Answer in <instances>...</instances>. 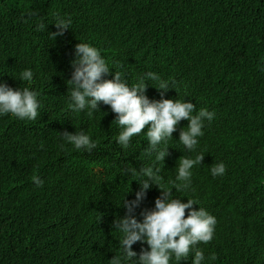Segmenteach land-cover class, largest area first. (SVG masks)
Returning a JSON list of instances; mask_svg holds the SVG:
<instances>
[{"label":"clouds","instance_id":"1","mask_svg":"<svg viewBox=\"0 0 264 264\" xmlns=\"http://www.w3.org/2000/svg\"><path fill=\"white\" fill-rule=\"evenodd\" d=\"M27 2H41L40 12L26 17L47 19L56 44L81 11L70 10L71 0ZM214 2L98 4L94 16L111 33L126 41L144 35L126 57L96 33L66 43L59 78L65 93L50 78L41 82L54 66L42 55L45 45L37 44L23 66L0 70V135L18 149L12 156L33 151L63 166L71 151L85 156L83 164L78 157L70 180V203L57 200L55 226L63 236L73 227L92 230L103 223L117 251L110 264H264V138L256 136L264 135V15L236 11L209 32L198 15ZM117 6L124 12H114ZM45 89L56 96L53 101ZM53 105L65 119L48 113ZM53 137L61 143L58 152L47 148ZM174 137L176 150L169 145ZM110 147L133 149L132 163L119 167L121 155L115 151L110 158ZM15 163L23 165L21 172L0 162L7 199H14L13 186L25 190V179L44 187L38 171L25 170L22 159ZM111 169L115 180L124 178L111 180L112 188L105 179ZM163 171L173 176L162 179ZM191 185L211 192L216 204L192 207L191 195L185 196ZM103 197L112 207L106 216L97 214ZM17 255L18 264H27L25 253Z\"/></svg>","mask_w":264,"mask_h":264},{"label":"trees","instance_id":"2","mask_svg":"<svg viewBox=\"0 0 264 264\" xmlns=\"http://www.w3.org/2000/svg\"><path fill=\"white\" fill-rule=\"evenodd\" d=\"M124 1L130 0H71L70 10L81 9V11L78 12L67 36L61 40L57 39L56 44L54 38L49 34L50 24L47 19L26 17L32 13L40 12L41 2L37 7H30L27 0H0V70H5L7 64H16L21 67L27 61L30 62L34 56L36 45L42 44L46 46V49L44 47L41 49L42 55L48 57V63L54 66L52 70L47 67L49 70L48 78H42L41 82L45 84L46 80L50 78L51 85H60L59 78L64 63L60 50L69 41L75 38H86L91 33L102 35L103 40L114 41V47L111 50L116 55L124 57L131 55L130 53H133L140 44V37L144 33L133 35L135 40H122L101 25L100 20L94 16V7L96 8L98 4L113 5L115 2ZM242 10L251 15H264V0H215L214 3L200 11L198 15L201 19L200 25L212 32L217 25H220L221 21L224 22L232 13ZM52 17L54 19L59 17L56 10L52 13ZM38 23H43L44 28L37 30L36 25ZM27 35L30 37L25 39L24 37ZM144 47L147 49L148 41H145ZM156 48L159 51L158 43H156ZM45 90L49 99L53 101L56 96L50 90ZM60 90L62 93L66 92L65 87L61 85ZM47 111L55 119H65L63 117L65 114L60 106L53 105ZM88 127L89 134L93 136L95 134L93 125L89 123ZM11 130L16 134L26 132L24 130ZM51 141L53 142L52 146H50ZM100 142L107 144V146L111 145L107 142L103 143L102 140ZM47 148L51 152H58L61 143L53 137L48 140ZM109 150L112 151L110 158L114 156L115 151L121 155L123 163L119 167L125 166L124 162L132 158L130 153L133 149L131 148L110 147ZM71 152L70 159L65 166L52 159L46 161L33 151L22 156H12V154L18 153V149L12 144V139L0 135V162L4 165L10 164L12 169L19 173L23 170V165L15 162L22 159L25 170L30 173L38 171L44 185V187H33L25 179V190L21 192L19 187L13 186L10 192L14 199L9 200L5 197L7 191L5 185L0 183V264H18V253H25L29 257L27 264H110L109 259L112 255L117 254L112 246L114 240L111 233L106 230L103 223H100L99 226L94 225L92 230L83 228L80 230L73 227L71 230H67V234L63 236L55 226V221L59 216L56 210L57 200L61 198L66 200L63 206L65 203H70V190L68 189L70 180L76 168L78 157L81 158V163L82 157H85L78 152ZM100 160H106L104 154L100 156ZM28 162L32 164L29 165ZM130 162L132 163L131 160ZM133 163L135 164V162ZM111 172H113L112 169L109 174L105 175L109 176L105 179L109 181L108 183L112 188L115 184L110 182L111 180L116 181L118 179V182L121 183L124 178H116L115 180V176ZM0 175L1 178L4 177L6 175L5 170L0 169ZM121 175L125 177L123 170ZM83 180L85 179L83 178ZM80 182V179L76 180L74 186H79ZM85 182L93 184L87 180ZM84 186L86 187V184ZM84 192L82 193L83 197ZM46 194L51 195V198L43 199ZM103 199L97 214L106 216L107 212H111L112 207L109 198L103 197ZM20 201H25L26 205L24 207L18 206ZM8 239L11 241L9 246L6 245ZM44 241L50 243L51 247H44Z\"/></svg>","mask_w":264,"mask_h":264},{"label":"water","instance_id":"3","mask_svg":"<svg viewBox=\"0 0 264 264\" xmlns=\"http://www.w3.org/2000/svg\"><path fill=\"white\" fill-rule=\"evenodd\" d=\"M74 40H77V38H75ZM256 136H257V138H264V135H261V134H258ZM52 145H53V142L51 141L50 142V146H52ZM169 145H170V148L171 149L176 150V148L178 147V145H177V140H176L175 137L172 139V141L169 143ZM169 152L171 153L172 150H169ZM28 163H29V165L32 164L31 162H28ZM167 171H169V170H167ZM159 176L162 179L163 178L164 179H170L173 175L171 173H168L166 171H163V172L159 173ZM190 176H192V174H190ZM167 183H168L167 181H164V184H167ZM200 191H201V189H199V186L198 185H191V189L186 192V195L185 196H187L188 199L190 198V195H191V199H192V201L194 203V205L192 207H194V208H196V207L200 208V207L208 206V205L213 204V203L216 204V202H217L216 200H213V201L209 200V197L212 194L211 192H207V191H201L200 192ZM44 196L45 197H43V199H45L47 197L48 198H51V195H49V194H46ZM199 196L201 197V200L198 202ZM38 219L40 220V217H38ZM216 221H218L217 218H215V222ZM49 244L46 241L43 242V245H45L44 247H46V246L47 247H51V245H49ZM245 255H247V254H245Z\"/></svg>","mask_w":264,"mask_h":264},{"label":"rangeland","instance_id":"4","mask_svg":"<svg viewBox=\"0 0 264 264\" xmlns=\"http://www.w3.org/2000/svg\"><path fill=\"white\" fill-rule=\"evenodd\" d=\"M124 10H125V9H124L123 7H118V6H117V7L114 8V12H116V13L124 12Z\"/></svg>","mask_w":264,"mask_h":264},{"label":"bare ground","instance_id":"5","mask_svg":"<svg viewBox=\"0 0 264 264\" xmlns=\"http://www.w3.org/2000/svg\"><path fill=\"white\" fill-rule=\"evenodd\" d=\"M253 221H254V220H253ZM257 222H258V221H254V222L252 223L251 226H254V225L256 226ZM250 231H251V230H250ZM250 231H249V232H250Z\"/></svg>","mask_w":264,"mask_h":264}]
</instances>
